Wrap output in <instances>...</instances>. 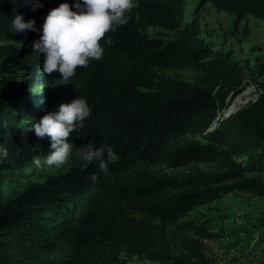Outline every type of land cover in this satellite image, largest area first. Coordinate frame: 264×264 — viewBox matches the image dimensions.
Instances as JSON below:
<instances>
[{
    "label": "trees",
    "instance_id": "obj_1",
    "mask_svg": "<svg viewBox=\"0 0 264 264\" xmlns=\"http://www.w3.org/2000/svg\"><path fill=\"white\" fill-rule=\"evenodd\" d=\"M186 1L135 0L127 23L106 33L115 43L105 45L103 59L64 83L59 73L43 72L44 57L33 47L42 32L14 34L16 5L0 0V38L11 43L0 54V145L8 150L0 163V264H128L123 255L211 264L203 244L215 237L211 228L183 217L234 191L264 197V68L213 51L196 22L184 24ZM62 2L17 10L42 29ZM201 3L239 21L264 20V0ZM142 27L178 35L151 37ZM186 70L199 75L167 72ZM246 77L261 90L257 100L214 126L228 93H238ZM78 95L92 114L69 137L73 166L42 183L7 186L8 173L36 167L34 157L42 164L52 151L50 137L37 136L33 123ZM90 144L111 146L107 171L80 159ZM184 168H190L184 176L163 173Z\"/></svg>",
    "mask_w": 264,
    "mask_h": 264
},
{
    "label": "rangeland",
    "instance_id": "obj_2",
    "mask_svg": "<svg viewBox=\"0 0 264 264\" xmlns=\"http://www.w3.org/2000/svg\"><path fill=\"white\" fill-rule=\"evenodd\" d=\"M193 22L199 25L202 38L213 51L223 52L234 61L244 64L249 62L253 69L264 68V20L248 15L239 21L234 12H221L211 3L202 4L201 0H187L184 24ZM142 30L151 37L167 40L178 35L176 32L152 27H142ZM9 45L10 42L0 38V54L3 48ZM167 72L191 80L199 75L194 70ZM17 75L15 77L21 80L20 76L23 75ZM261 78L264 79V76ZM260 93L261 90L256 83L249 77L244 78L238 93H228L227 106L214 121V126L224 120L226 115H232L233 110L237 111L240 108L238 110L240 111L255 102ZM238 99L241 105H236ZM72 155L60 167L48 166L45 161L40 166L8 173L6 185L17 190L31 182H45L48 175L72 167L74 164ZM199 167L203 170L211 169L205 165ZM189 172L190 168L163 171L164 174L172 176H184ZM183 220L194 221L195 224L207 223L211 228L210 233L215 237L203 241L205 254L211 264H264V197L234 191L211 204L195 208L184 216ZM123 257L128 264H159L138 256Z\"/></svg>",
    "mask_w": 264,
    "mask_h": 264
},
{
    "label": "clouds",
    "instance_id": "obj_3",
    "mask_svg": "<svg viewBox=\"0 0 264 264\" xmlns=\"http://www.w3.org/2000/svg\"><path fill=\"white\" fill-rule=\"evenodd\" d=\"M16 5V14L10 21L14 34L23 32L25 38L29 30L42 34L34 42V50L44 57L43 72L48 76L59 73L61 80L68 83L77 74L78 68H86L93 60L103 59L105 45H113L114 38L106 33L113 32L120 25L126 24L128 13L135 7V0H68L49 10L42 29L35 18L25 19L17 9L28 6L33 12L44 6L43 0H11ZM102 40L104 41L102 43ZM79 66V67H78ZM92 114V107L86 97L78 95L71 102H62L47 111L31 128L39 137L46 134L51 139V153L48 154V166H62L72 154L74 145L69 137L75 130L81 132L87 118ZM4 127L7 122H4ZM106 153L111 154V146L100 147L90 144L79 152L85 166L99 161L102 170L107 171ZM8 156V150L0 145V163ZM34 163L41 165V158L34 157ZM92 179H96L93 174Z\"/></svg>",
    "mask_w": 264,
    "mask_h": 264
},
{
    "label": "bare ground",
    "instance_id": "obj_4",
    "mask_svg": "<svg viewBox=\"0 0 264 264\" xmlns=\"http://www.w3.org/2000/svg\"><path fill=\"white\" fill-rule=\"evenodd\" d=\"M253 102H254V101H253ZM238 104L241 105V102H239V99H238V102L236 103V105H238ZM236 105H235V106H236ZM233 108H234V106L232 107V109H233ZM235 109H236V108H235ZM239 109H240V108H238L237 111H236V110H233L231 113H233V112L236 113V112H238ZM234 113H233V114H234ZM229 116H230V114L226 115V118L229 117ZM216 119H218V117H217Z\"/></svg>",
    "mask_w": 264,
    "mask_h": 264
},
{
    "label": "built area",
    "instance_id": "obj_5",
    "mask_svg": "<svg viewBox=\"0 0 264 264\" xmlns=\"http://www.w3.org/2000/svg\"><path fill=\"white\" fill-rule=\"evenodd\" d=\"M237 226H238V221H237Z\"/></svg>",
    "mask_w": 264,
    "mask_h": 264
}]
</instances>
